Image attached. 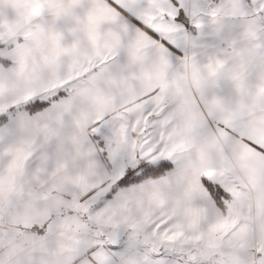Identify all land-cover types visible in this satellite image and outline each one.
Returning <instances> with one entry per match:
<instances>
[{"label": "snow or ice", "instance_id": "1", "mask_svg": "<svg viewBox=\"0 0 264 264\" xmlns=\"http://www.w3.org/2000/svg\"><path fill=\"white\" fill-rule=\"evenodd\" d=\"M0 264H264V0H0Z\"/></svg>", "mask_w": 264, "mask_h": 264}]
</instances>
